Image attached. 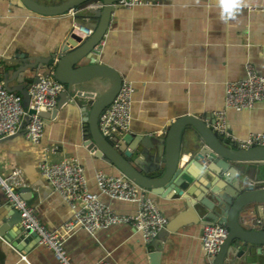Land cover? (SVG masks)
<instances>
[{
	"label": "crops",
	"instance_id": "1",
	"mask_svg": "<svg viewBox=\"0 0 264 264\" xmlns=\"http://www.w3.org/2000/svg\"><path fill=\"white\" fill-rule=\"evenodd\" d=\"M12 1L0 0V79L5 84L8 81L11 91L23 95L20 88L29 90L35 78V72L26 65L35 58L51 59V53L71 35L76 21L91 26L99 22V18L88 9L75 17L70 11L42 15L14 5ZM38 1L54 6L65 0ZM151 1L152 5L114 8L98 57L135 87L132 120L126 135L160 136L186 115L199 116L212 126L217 113L225 107L228 81L246 78L248 63L264 76V10L252 9L263 6L264 0H241L240 11L227 21L220 19L217 0ZM47 71L46 65L41 73ZM109 83L108 79H96L86 83L84 89L95 97ZM25 105L29 106L26 100ZM227 118L229 130L238 137L262 132L264 102L241 111L229 109ZM89 137L83 107L77 103L65 104L57 117L45 125L40 143L31 141L25 129L0 141V174L8 177L15 170L23 173L25 181L21 190L24 187L31 190L29 204L44 225L65 238L74 264H97L101 260H108L110 264H152L151 255L157 248L145 243L142 234L131 225L109 226L95 235L80 226L65 227L75 210L42 174L44 160L61 162L75 158L84 166L89 189L94 193L100 192L98 172L121 174L115 165L98 157L89 147ZM124 138L116 140L115 144L120 147ZM129 145L125 144L124 149ZM53 146L58 150L52 151ZM192 146L190 139L184 138L183 162L190 157ZM241 167L255 183L264 185V161L241 163ZM151 196L169 221L187 213L180 200L152 192ZM101 198L119 213H137L136 202L107 195ZM14 210L0 186V231L4 218ZM255 211L252 219L257 218ZM184 218V225L178 231L164 234L161 264H215L203 247L204 223H193L198 217ZM238 251L236 249V253ZM251 253L264 264L263 247L256 246ZM232 256L233 251L227 259ZM0 264L61 263L38 239L19 250L13 239L0 234ZM230 264L251 262L238 258Z\"/></svg>",
	"mask_w": 264,
	"mask_h": 264
},
{
	"label": "water",
	"instance_id": "2",
	"mask_svg": "<svg viewBox=\"0 0 264 264\" xmlns=\"http://www.w3.org/2000/svg\"><path fill=\"white\" fill-rule=\"evenodd\" d=\"M92 1L65 0L54 6L42 4L38 0H13L12 3L38 14L53 16L84 7ZM102 1L105 4L103 8L89 10L99 18V22L91 25L95 29L92 36L83 40L78 34L71 33L51 53V59L35 58L26 65L35 72L34 82L39 81L47 65L48 71L43 74L49 75L53 68L54 77L66 85L57 107L52 112H39L45 125L57 117L63 105H81L89 123V147L98 157L115 165L121 173L153 194L180 200L179 203L186 206L187 215L169 221L152 243L157 248L151 255L152 264H161L164 234L178 231L184 225L182 222L186 216L198 217V221L193 223L214 221L229 228L227 240L213 257L215 264H230L238 258L251 264H260L251 252L256 246L264 248V185L255 183L243 170L241 163L264 161V146L240 149L229 144L211 125L196 115L178 119L167 133L160 136L126 135L120 147L101 132V114L113 103L124 81L116 69L102 63L94 52V48L104 40L114 12L115 0ZM96 79H108L110 83L102 93L93 97L85 91L84 86ZM6 86L9 88L8 81ZM20 90L27 103H30L28 89L21 87ZM29 112L33 114L36 110L30 108ZM186 137L193 144V150L187 161L183 162ZM125 144H130L128 149H124ZM22 192L30 202L31 190L24 187ZM255 210L257 218L252 219ZM14 211L4 218L0 234L13 239L14 245L23 250L35 239L40 241V237L30 233V230L26 232L21 225V212ZM236 249H239L237 253ZM232 251V258L227 259Z\"/></svg>",
	"mask_w": 264,
	"mask_h": 264
},
{
	"label": "built area",
	"instance_id": "3",
	"mask_svg": "<svg viewBox=\"0 0 264 264\" xmlns=\"http://www.w3.org/2000/svg\"><path fill=\"white\" fill-rule=\"evenodd\" d=\"M153 3L151 0H115L113 7L132 8ZM104 6L102 0H94L84 7L73 8L70 12L75 17L86 9L103 8ZM252 9L264 10V5L253 6ZM94 32L93 27L76 21L71 33H76L85 40ZM103 45L104 40L94 48L98 57L102 53ZM225 88V107L216 115V120L212 125L214 131L227 143L240 149L264 146V131L252 133L246 138L238 137L229 130L227 118L229 109L241 111L253 108L257 102H264V76L259 74L251 63H248L246 78L235 82L228 81ZM64 91H66V85L54 77L52 68L49 75L41 73L39 81L30 86L28 90L30 103L26 107L23 95L11 91L0 79V141L25 129L31 141L40 143L45 133V122L39 112L42 110L52 112L57 107L60 95ZM134 93L133 83L123 81L117 97L101 114L99 126L106 138L112 141L121 140L128 133L132 120L131 109ZM30 108L36 110V113L30 114ZM51 150L56 151L58 147L53 146ZM41 171L75 210L73 218L65 224L67 229L80 226L91 235H95L103 228L128 224L142 234L145 243L152 244L169 223V219L161 212L151 196V190L142 187L123 173L113 175L104 171L98 172L97 181L100 192L94 193L89 189L84 166L73 157L61 162L44 160L41 163ZM24 181L25 177L20 170H15L8 177L0 174V186L5 191L8 201L14 209L21 212L22 227L26 232L30 230V233H36L40 237V242L52 250L61 264H74L66 249L65 238L59 232L44 225L34 207L25 198L21 190ZM102 195L136 202L138 204L137 213L130 215L117 212L102 200ZM229 233L227 226L217 222L207 221L204 224L202 243L209 257H214L219 253ZM97 264H110V262L101 260Z\"/></svg>",
	"mask_w": 264,
	"mask_h": 264
},
{
	"label": "clouds",
	"instance_id": "4",
	"mask_svg": "<svg viewBox=\"0 0 264 264\" xmlns=\"http://www.w3.org/2000/svg\"><path fill=\"white\" fill-rule=\"evenodd\" d=\"M216 7L219 8V16L223 21L234 19L240 11L241 0H217Z\"/></svg>",
	"mask_w": 264,
	"mask_h": 264
}]
</instances>
